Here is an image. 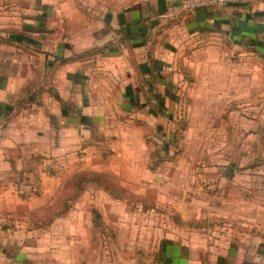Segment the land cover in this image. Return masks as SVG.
<instances>
[{
    "label": "crops",
    "instance_id": "crops-1",
    "mask_svg": "<svg viewBox=\"0 0 264 264\" xmlns=\"http://www.w3.org/2000/svg\"><path fill=\"white\" fill-rule=\"evenodd\" d=\"M181 2L0 0V264H264V0ZM113 121L121 142H106L126 162L131 145L182 138L187 169L68 172ZM53 176L57 197L39 204ZM83 176L117 186L67 200L66 180ZM87 194L100 196L89 208Z\"/></svg>",
    "mask_w": 264,
    "mask_h": 264
},
{
    "label": "rangeland",
    "instance_id": "rangeland-1",
    "mask_svg": "<svg viewBox=\"0 0 264 264\" xmlns=\"http://www.w3.org/2000/svg\"><path fill=\"white\" fill-rule=\"evenodd\" d=\"M181 122L179 124V128L182 129V125L185 123V117L181 116L180 118ZM113 131L104 133V132H96V134H98L97 136H99V139L101 138L102 142H89L88 144L84 143V147L87 145L85 151H86V155L84 154L83 157H85V161L82 162L81 166H78V164H73L70 163L68 165V172L74 171V169L78 170L79 168L82 169H94V170H101L102 172H105L107 170V166L110 168H113L112 170V174L115 175V177H125L127 175H130V173H138V171H135L136 168L138 167V163L140 165H142V168L145 169L146 174H148L152 169H156V168H162L163 170L167 171L168 169L170 170L171 165L170 162H177V165H179V170L183 169L186 170V162L184 159H181L183 156H185V154L191 155L195 153L194 147H190L189 145L184 144V139H180V140H172L169 138H164V136H161L160 139L157 141L158 143H156V146L152 147H148V149H146V152L144 153L142 150V148L136 147L135 145H131L133 152H129L128 155L131 158H134L133 160H131V162L134 161L133 164L126 162V155L123 152H120V146L121 145H115L117 147L111 148V146L109 145V142H121V140L119 139L120 135H121V130H114L117 128L115 122L113 121ZM162 131V130H160ZM137 132V131H136ZM113 133V135H112ZM124 133V131H123ZM180 133H182L180 131ZM137 133H133V139L131 140V142L133 141L135 143L136 141V135ZM147 140H149V143H155L153 142V132H150V130L145 131ZM162 135V134H161ZM110 136V140H108L109 142H106V137H108L109 139ZM114 139V140H113ZM123 142V141H122ZM176 142V144H175ZM183 142V143H182ZM108 143V145H107ZM148 143V144H149ZM160 146V150L158 149ZM158 147V148H157ZM112 149V150H111ZM83 150V148H82ZM131 150V151H132ZM136 150V152H135ZM159 151V152H158ZM135 152V154H134ZM139 155L141 156H145L147 157V160L145 161L144 164H142V160H139L138 157ZM136 158V159H135ZM172 158V159H171ZM92 159V163L91 160ZM72 162V161H71ZM106 162H108V164H106ZM77 165V166H76ZM130 168H133L134 171H129ZM139 168V167H138ZM47 169L48 171H50V173H53L54 171H59L61 170V165L57 163V161L55 160L53 163H50V166L47 165ZM168 170V171H169ZM140 172H142V170L140 169ZM147 176V175H146ZM68 179V178H67ZM61 178H57V176H53L50 178V182L49 185L46 186V188H49L50 193L46 196L43 195H39L37 196L35 199H37L40 203L46 202V201H51L52 199L54 200L57 196L56 191L57 188L59 186H61ZM79 180V181H78ZM69 180H66V199L67 200H74L77 197V193H74L73 190L77 189L79 187V185L82 186H88L90 184H99V185H113L114 187L117 186V181L116 179H104V178H90L89 176H83L81 178H78L77 180L73 181V182H69ZM112 182V183H111ZM137 183L140 186H152L153 182L150 181V179H143L142 177L140 179L137 180ZM118 197H122V195H117ZM125 196V195H124ZM84 200H85V204L83 205V207L89 208V204L91 203L92 200H96V199H100V196L98 194H87L84 196ZM93 202V201H92ZM35 204V202H34ZM88 204V205H86ZM79 210L76 213V218L77 220H79L80 222L82 221V213L83 210H81L80 208H78ZM101 217L99 216H94L95 212H93V216L91 220H93V222L95 223V220H98V225L95 226V229H97L100 233L102 232H106V228L108 229V227L105 225V220L104 219H112V216L109 215L108 213H105V209L101 208ZM164 213V212H163ZM2 218H6V216L3 214L1 216ZM42 217L41 215H34V218H39ZM102 223V224H101ZM81 224V223H80ZM83 228V227H82ZM84 231H82L83 233V237L86 236L85 231L87 230V228H83ZM81 232V230H80ZM105 239H102L99 250L104 249L105 247ZM104 247V248H103ZM78 251H81V247L78 248ZM83 251H87L85 248H83ZM80 261V258L79 260ZM105 262V258L102 261V263Z\"/></svg>",
    "mask_w": 264,
    "mask_h": 264
},
{
    "label": "built area",
    "instance_id": "built-area-1",
    "mask_svg": "<svg viewBox=\"0 0 264 264\" xmlns=\"http://www.w3.org/2000/svg\"><path fill=\"white\" fill-rule=\"evenodd\" d=\"M237 2L240 0H182L179 8L182 12L188 13L202 9H217ZM3 134L4 128L0 125V140Z\"/></svg>",
    "mask_w": 264,
    "mask_h": 264
}]
</instances>
